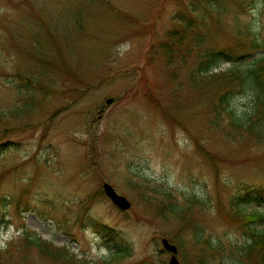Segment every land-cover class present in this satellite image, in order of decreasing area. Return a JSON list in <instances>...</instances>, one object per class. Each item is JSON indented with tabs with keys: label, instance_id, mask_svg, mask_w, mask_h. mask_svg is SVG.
I'll use <instances>...</instances> for the list:
<instances>
[{
	"label": "rangeland",
	"instance_id": "rangeland-1",
	"mask_svg": "<svg viewBox=\"0 0 264 264\" xmlns=\"http://www.w3.org/2000/svg\"><path fill=\"white\" fill-rule=\"evenodd\" d=\"M262 40L264 0H0V264H260L255 93L194 78Z\"/></svg>",
	"mask_w": 264,
	"mask_h": 264
},
{
	"label": "trees",
	"instance_id": "trees-1",
	"mask_svg": "<svg viewBox=\"0 0 264 264\" xmlns=\"http://www.w3.org/2000/svg\"><path fill=\"white\" fill-rule=\"evenodd\" d=\"M254 45H258L264 51V40H262L261 43H254ZM221 53L223 52H208L200 61L197 69L198 76L194 78L196 86L199 88L200 84L210 85L215 95L219 94L218 100L221 106L229 104L233 93V83L235 87H249V89L254 91L256 97L253 119L256 118V121L260 123L257 132L260 134L264 133V54L254 58L250 63L244 64L242 67L233 66L226 71H214V69L219 67ZM167 58L169 63H173L174 54H169ZM215 79L223 80V83L219 85ZM229 113L232 114V111ZM249 217L252 219L251 221L254 222L257 218L261 219L262 214L252 213L246 215L245 218L249 219ZM27 235L29 242L35 243L43 250H47L44 248H48L45 240H41L35 236L32 237L29 234ZM244 250V255L247 258H250L252 254H256L259 258V263L264 264V232L261 233L257 230H252L251 241L245 246Z\"/></svg>",
	"mask_w": 264,
	"mask_h": 264
},
{
	"label": "water",
	"instance_id": "water-1",
	"mask_svg": "<svg viewBox=\"0 0 264 264\" xmlns=\"http://www.w3.org/2000/svg\"><path fill=\"white\" fill-rule=\"evenodd\" d=\"M108 102H111V99H109ZM104 190L108 197L121 209L127 210L131 207V203L127 198L120 195L110 183H104ZM162 242L165 248L172 253L169 264H181L176 255L178 251L177 246L171 243L167 238H163Z\"/></svg>",
	"mask_w": 264,
	"mask_h": 264
}]
</instances>
